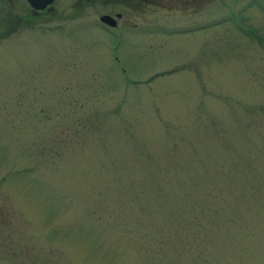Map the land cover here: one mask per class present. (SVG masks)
<instances>
[{"label": "rangeland", "instance_id": "rangeland-1", "mask_svg": "<svg viewBox=\"0 0 264 264\" xmlns=\"http://www.w3.org/2000/svg\"><path fill=\"white\" fill-rule=\"evenodd\" d=\"M141 18L137 49L0 37L3 258L264 264V0Z\"/></svg>", "mask_w": 264, "mask_h": 264}, {"label": "flooded vegetation", "instance_id": "flooded-vegetation-1", "mask_svg": "<svg viewBox=\"0 0 264 264\" xmlns=\"http://www.w3.org/2000/svg\"><path fill=\"white\" fill-rule=\"evenodd\" d=\"M180 1L0 0V37L17 32L21 25L28 26L30 30L35 26H40V29L46 31L54 28L67 36L73 33L70 37L91 29L94 36L95 31L103 34V41L108 43L105 48L108 50L126 48L125 41H132L129 49L144 48L146 46L144 36L148 34V28L160 31L164 24H153L144 18H141L140 22H135L131 18L158 7L178 8ZM183 1L188 4L194 0ZM102 15L108 17V23L100 20ZM6 256L3 258L0 254V264L22 263L20 258L14 257L11 253ZM32 260L34 262L29 260L24 264H53L42 257H35Z\"/></svg>", "mask_w": 264, "mask_h": 264}, {"label": "water", "instance_id": "water-1", "mask_svg": "<svg viewBox=\"0 0 264 264\" xmlns=\"http://www.w3.org/2000/svg\"><path fill=\"white\" fill-rule=\"evenodd\" d=\"M108 17L107 16H104V15H102L101 17H100V20H102V21H105V22H107L108 20ZM108 23V22H107Z\"/></svg>", "mask_w": 264, "mask_h": 264}]
</instances>
